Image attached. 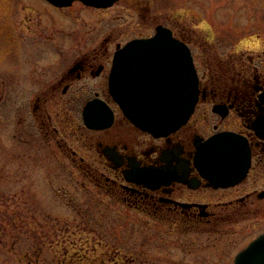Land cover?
<instances>
[{"label":"flooded vegetation","instance_id":"af4514ba","mask_svg":"<svg viewBox=\"0 0 264 264\" xmlns=\"http://www.w3.org/2000/svg\"><path fill=\"white\" fill-rule=\"evenodd\" d=\"M119 1L6 0L5 20L14 34L4 37L11 42L8 61L0 60V103L13 124L8 145L18 141L34 150V159L46 149L47 161L60 164L61 156L78 167L107 204L120 203L141 218L125 216L122 228L129 224L137 239L141 233L143 241L155 237L170 246L168 263L201 254L233 264L264 233V51L250 69L246 60L206 46L196 31L175 30L151 16L123 41L116 37L125 32L111 30L92 39L96 44L77 46L76 37L87 34L84 12L106 11ZM158 25L190 48L199 79L191 115L161 135L132 122L109 91L116 51L133 38L153 36ZM202 235L213 243H199Z\"/></svg>","mask_w":264,"mask_h":264},{"label":"rangeland","instance_id":"374dc122","mask_svg":"<svg viewBox=\"0 0 264 264\" xmlns=\"http://www.w3.org/2000/svg\"><path fill=\"white\" fill-rule=\"evenodd\" d=\"M5 3L0 0V60L7 62L11 42L8 45L4 37L11 39L14 34L5 20ZM129 6L138 8L139 15L132 16ZM80 7L75 6L78 18L83 11ZM84 15L87 34L76 37L77 46L96 44V37L111 30L125 32L116 37L123 41L142 30L143 16H151L175 30L196 31L206 46L221 56L246 60L250 69L264 51V0H120L106 11H86ZM91 28L92 34H88ZM9 119L1 102L0 264H170L165 255L170 246H162L155 237L143 241L141 233V240L137 239L129 224L122 228L125 216L130 221L141 218L128 213L120 203L107 204L100 188L85 179L78 167L61 156L60 164L47 161L52 155L46 149L34 159V150L18 141L12 140L9 146L13 131ZM198 242L213 240L202 235ZM123 254L127 257L124 261ZM207 257L187 255L186 260L178 261L216 264Z\"/></svg>","mask_w":264,"mask_h":264},{"label":"water","instance_id":"95a60500","mask_svg":"<svg viewBox=\"0 0 264 264\" xmlns=\"http://www.w3.org/2000/svg\"><path fill=\"white\" fill-rule=\"evenodd\" d=\"M83 1L107 6L115 0ZM109 91L142 129L158 135L175 130L198 99V77L189 48L161 25L152 37L128 41L115 53ZM261 98L264 101V89ZM234 264H264V233L237 254Z\"/></svg>","mask_w":264,"mask_h":264}]
</instances>
